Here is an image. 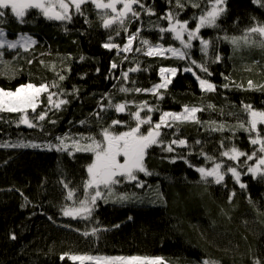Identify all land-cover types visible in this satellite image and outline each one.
Here are the masks:
<instances>
[{
	"label": "trees",
	"instance_id": "1",
	"mask_svg": "<svg viewBox=\"0 0 264 264\" xmlns=\"http://www.w3.org/2000/svg\"><path fill=\"white\" fill-rule=\"evenodd\" d=\"M193 2L200 3L201 8L186 3L180 10L175 8L174 0L172 4L168 0H141L155 15L136 7L141 15L126 22L127 31L115 25L105 29L102 10L91 3L82 5V15L73 9L70 21L48 20L34 9L20 23L10 10H5L0 27L10 37L29 33L36 43L27 51L3 49L7 64L0 68V87L15 90L28 82H56L58 88L51 91L62 95L53 99L67 103L56 109L48 105L46 95L42 96L36 113L29 112V119L37 125L33 128L18 126L14 122L18 114H0V264H73L67 257L60 259L66 253L160 256L168 264H201L205 259L218 264H253L259 258L264 264V177L246 174L247 164L254 161L246 164V158L240 157L238 171L241 182L247 185L244 189L230 174L217 184L211 177L202 180L196 170L210 169L221 162V172H225L228 166H237V162L221 156V152L234 146L251 155L257 148L238 123L247 119L242 104L264 109V89L244 90L249 80L264 84V48H234L218 37L241 36L255 21L264 23V0L260 4L254 0H226V12L217 21L220 27L203 28L199 33L216 46L207 55L201 52L199 40H193L188 59L145 55L147 48L141 43L144 39L152 45L181 47L172 33L160 32L169 23L163 16L169 10L178 11L179 19L188 20L192 29L196 23L193 15L198 16L205 7L204 0ZM138 29L133 49L140 48V52L118 54V49L103 47L109 37L123 47L128 35ZM217 54L221 60L213 63ZM192 60L196 65L207 66L211 75L201 72ZM113 62L118 65L115 69L111 68ZM137 65L140 70L129 72L125 80L122 73ZM161 67L179 68L167 90H160L163 99L150 92L135 91L160 83ZM186 68L192 71H184ZM59 75L65 79L59 80ZM196 76L215 84L216 91H202ZM229 82L228 88L222 87ZM121 87L130 91L121 92ZM144 101L160 110L151 113L154 123L162 112H181L185 105L204 110L197 113L199 123H176L162 128L160 139L165 144L184 139L187 146L173 145V152L160 145L151 147L145 165L152 175L138 174L144 187H138L134 181L115 186L116 193H127L133 198L119 202L112 197L107 203L98 200L88 220L64 216L62 210L77 207L83 199L82 185L88 179L86 167L92 162L91 153L3 146L17 142L55 145L59 143L57 138L66 136L70 138L66 141L69 145L81 136L95 135L99 139L101 128L108 127L112 120L134 127L130 113ZM109 103H126V110L118 113L107 107ZM101 104L105 106L103 110ZM45 110V120L34 119ZM146 113V109L141 111V116ZM213 121L223 124L225 130H211L209 125ZM147 128L144 125L141 130L146 132ZM113 130L119 133L127 127L121 125ZM261 133L264 135V126ZM69 189L75 191L72 199L67 198ZM92 228L101 231L95 236L83 235Z\"/></svg>",
	"mask_w": 264,
	"mask_h": 264
},
{
	"label": "snow or ice",
	"instance_id": "2",
	"mask_svg": "<svg viewBox=\"0 0 264 264\" xmlns=\"http://www.w3.org/2000/svg\"><path fill=\"white\" fill-rule=\"evenodd\" d=\"M255 3L260 4L261 0H254ZM91 3L96 9L102 10L101 21L102 26L105 29L112 28L114 25L117 29H123L127 31L126 22L131 19H139L141 13L136 11L138 7L148 15H155L151 8L145 7L141 0H0V18L5 16V10H10V13L20 22H25V17L29 14L30 10H39V13L48 20L56 21H70L72 19V10L75 13H82V5ZM169 4L173 3V0H168ZM190 4L193 8H201L200 3L193 2V0H185L184 3L181 0H174L175 8L183 10L185 4ZM205 7L201 10L200 14L193 15L195 27L189 28V21H181L179 19V12L169 10L163 19L168 21L167 28H161L160 32H169L174 35V39L180 42L181 47H168L164 48L161 44L152 45L147 39L141 41L146 46L147 50L145 55L147 56H167L168 53L171 56L178 59H188L189 50L193 47L192 41L199 40L201 45V52L207 55L210 48H215L213 41L203 39L199 33L203 28H219L217 21L226 12V0H204ZM119 6V7H118ZM261 6H264L262 4ZM139 29L135 33L128 35L127 42L121 48L112 42V38L109 37V42L105 43L103 47L108 49H118L119 52L128 53L131 51L140 52V48L133 49L134 41L139 35ZM120 31L116 30V35H119ZM185 35L187 39H185ZM256 37H259L257 40ZM228 41L234 48H240L241 46H259L264 48V23L255 21L250 27L244 30L241 36H228L224 35L222 38ZM30 36L21 35L19 39L10 40L7 38L4 30L0 28V68L6 66L7 62L4 61L3 49H20L27 51L35 44ZM83 59V57H81ZM125 59L127 57L125 56ZM221 56L215 55L213 63L219 62ZM32 63V61H29ZM43 63V61H41ZM191 63L196 65V61L192 60ZM201 72L211 75L209 69L204 64L196 65ZM118 65L116 63L111 64V68L115 69ZM139 65L135 68H130L128 71L122 73V77L126 80L129 72L139 71ZM184 71H192L191 68H186ZM177 72L176 68H164L159 69V75L161 82L155 84L149 89L136 88V92L145 91L157 96L158 99H163V95L160 90H167L168 85L172 82L171 77L175 76ZM3 74V73H0ZM14 78V77H9ZM59 80H64L63 75L58 76ZM199 81V86L202 91L215 92L216 85L211 83L207 79H201L200 76H196ZM227 80L228 78L225 77ZM230 83L222 85L223 88H228ZM236 87H242V85H236ZM52 88H58L56 82H52L51 85L41 82L38 85L32 82L20 84L15 90L4 89L0 87V114L3 113H15L18 114V119L14 121L17 125H26L29 128L36 127V123L29 119V112L36 113L37 108L41 103V97L46 95L48 105L59 109L61 105L66 104L64 99L54 100L53 97H59L62 93L51 91ZM264 89V84L256 85L252 80L247 82V88L244 90L259 91ZM121 92H128L130 89L121 87ZM101 109H104V105H100ZM109 108H114L116 112L123 113L126 110V103L111 104ZM209 108H213L214 105H209ZM147 110L144 117L141 116V111ZM204 109L197 106H183L181 112H162L159 116L158 122H153L151 113L153 111L159 112V108L151 107L147 101L142 102L137 106V110L131 112L130 115L135 121V126H127L126 122L120 120H112L108 127H102L99 132V139L95 135L81 136L79 139H73L71 145L66 143L69 137L57 138L59 143L39 145L36 143L17 142L16 144L3 145L5 147H46L49 150L55 149L56 151L65 152L69 151L70 154L76 152L91 153L93 156L92 162L86 167L88 179L83 183V199L78 201V206L73 208L65 207L63 215L72 218L79 219H91L92 213L95 209L98 200H103L105 203L112 197L119 202H124L132 199L127 193H116L115 186L122 182H136L138 187L143 188L144 182L139 180V173L145 175H152L148 171L145 165V158L148 150L154 145H160L167 152H173V145L187 146V141L184 139L171 140L170 143L165 144L160 139L162 135V128H171L176 123L195 122L200 121L197 118V113ZM242 110L247 115L246 121L238 123V128L244 130L249 134L250 143L257 146L256 150L249 155L248 153L241 152L234 146L229 151L221 152V156L227 157L231 161L237 162V166H228L225 172H221L224 164L221 162L214 163L212 168L200 167L196 170L201 174V179L207 181L209 177L213 178L214 182L220 184L224 181L225 175L230 174L231 177L239 184L240 188L247 187L246 184L241 182V172L238 171L240 157H245V163L247 161H254L253 164H247L246 174H251L253 177H264V135L261 133V127L264 126V109H257L252 104H242ZM47 116V110L37 114L34 119L37 121L45 120ZM99 116V113H97ZM55 123V121H52ZM84 123V121H81ZM125 125L127 130L115 132L113 129L117 126ZM148 125L146 132L142 131V127ZM213 131H224L225 126L223 124L216 125L213 121L209 125ZM85 141L81 143V141ZM199 143V141H197ZM223 144V141L221 142ZM259 153V155H258ZM212 160V157H207ZM67 189L68 185L64 184ZM103 189V190H102ZM75 195V191L69 189L67 198L72 199ZM235 195V192L232 193ZM134 196V194H133ZM74 203H76L74 201ZM100 228H92L91 232H84L83 235L95 236ZM15 235L11 236V239H15ZM67 257L68 260L79 262V264H86V262H93V264H168V262L160 256L148 257V256H92V255H74L63 254L60 259L64 260ZM201 264H218L216 261L205 259ZM253 264H261L259 258L253 260Z\"/></svg>",
	"mask_w": 264,
	"mask_h": 264
},
{
	"label": "rangeland",
	"instance_id": "3",
	"mask_svg": "<svg viewBox=\"0 0 264 264\" xmlns=\"http://www.w3.org/2000/svg\"><path fill=\"white\" fill-rule=\"evenodd\" d=\"M106 2H107V1H106ZM118 7H119V6H118ZM0 28H2V27H0ZM2 29L4 30V32H5L6 36H7V38L10 39V40L19 39L21 35H27V36H30L34 41H36V38H35L33 35L29 34V33H21V34H19L17 37H10L9 34H8V31H7L5 28H2ZM185 39H187V36H186V35H185ZM192 42H193V41H192ZM33 45H34V44H33ZM33 45H32V46H33ZM121 48H122V47H121ZM164 48H168V47H164ZM179 48H180V47H179ZM167 56H171V54L168 53ZM169 68H176V69H177V72H176V74H175V76H176L177 73H178V71H179V68H178V67H169ZM175 76H172V77H171V81H172V79H173ZM53 98H54V97H53ZM196 115H197V114H196ZM74 255H91V254H74ZM92 256H96V255H92ZM110 256H128V255H110ZM136 256H138V255H136ZM76 263L79 264V262H76ZM86 264H93V262H86Z\"/></svg>",
	"mask_w": 264,
	"mask_h": 264
}]
</instances>
